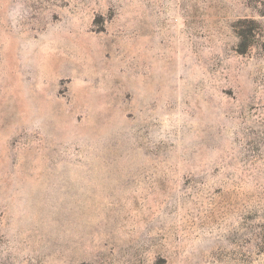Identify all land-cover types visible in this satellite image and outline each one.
Masks as SVG:
<instances>
[{
  "label": "rangeland",
  "instance_id": "374dc122",
  "mask_svg": "<svg viewBox=\"0 0 264 264\" xmlns=\"http://www.w3.org/2000/svg\"><path fill=\"white\" fill-rule=\"evenodd\" d=\"M0 264H264V0H0Z\"/></svg>",
  "mask_w": 264,
  "mask_h": 264
}]
</instances>
